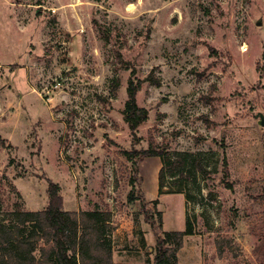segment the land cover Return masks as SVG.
Wrapping results in <instances>:
<instances>
[{
  "label": "rangeland",
  "instance_id": "rangeland-1",
  "mask_svg": "<svg viewBox=\"0 0 264 264\" xmlns=\"http://www.w3.org/2000/svg\"><path fill=\"white\" fill-rule=\"evenodd\" d=\"M130 78L149 113L136 137ZM262 117L264 0H0L1 215L44 210L53 181L65 210L110 213L121 262L153 264L158 200L166 231L184 206L195 228L180 264H264ZM150 145L189 156L163 203L164 158L126 156Z\"/></svg>",
  "mask_w": 264,
  "mask_h": 264
},
{
  "label": "trees",
  "instance_id": "trees-1",
  "mask_svg": "<svg viewBox=\"0 0 264 264\" xmlns=\"http://www.w3.org/2000/svg\"><path fill=\"white\" fill-rule=\"evenodd\" d=\"M142 84L143 81L130 78L126 89L123 115L134 137L149 118L148 110L137 103ZM0 144L5 145L1 137ZM126 156L132 160L136 170L148 157L164 158L158 177L159 194H163L167 174L171 178L179 176L180 180L191 181L193 178L191 172L185 171L189 164L186 154L170 156L165 150L150 145L148 149L126 152ZM195 165L197 171L204 172L201 166ZM222 183L226 188L233 189L226 156L223 159ZM180 193L186 192L181 190ZM18 196L22 198L20 194ZM48 197L49 202L44 210H24L17 203L8 216L0 214V264H115L110 213L98 206L88 211L65 210L59 185L49 180ZM186 197L189 199L187 193ZM129 198L135 201L132 194ZM142 202L145 206L146 203ZM158 203V200L153 202V211H147V221L152 225L156 237L153 264H180L178 253L184 247L185 237L195 234V228L186 218L184 231H165L163 214L156 209ZM154 217L158 218L157 223Z\"/></svg>",
  "mask_w": 264,
  "mask_h": 264
},
{
  "label": "crops",
  "instance_id": "crops-1",
  "mask_svg": "<svg viewBox=\"0 0 264 264\" xmlns=\"http://www.w3.org/2000/svg\"><path fill=\"white\" fill-rule=\"evenodd\" d=\"M169 195H171V196H174V195H172V194H162V196H161V202L163 203V200H164V198H166L167 196H169ZM180 196L182 197L183 195L182 194H180ZM166 212L164 211V218H163V226H164V230L166 231V229H165V220H166ZM180 216L182 217V220H184L185 221V223H186V209H185V206L184 207H182V209L180 210ZM184 231V230H183ZM113 260H114V263L115 264H127V263H125V262H121L120 261V255H118L117 253H115L114 251H113Z\"/></svg>",
  "mask_w": 264,
  "mask_h": 264
},
{
  "label": "water",
  "instance_id": "water-1",
  "mask_svg": "<svg viewBox=\"0 0 264 264\" xmlns=\"http://www.w3.org/2000/svg\"><path fill=\"white\" fill-rule=\"evenodd\" d=\"M261 125L264 126V117H262L261 121H260Z\"/></svg>",
  "mask_w": 264,
  "mask_h": 264
},
{
  "label": "bare ground",
  "instance_id": "bare-ground-1",
  "mask_svg": "<svg viewBox=\"0 0 264 264\" xmlns=\"http://www.w3.org/2000/svg\"><path fill=\"white\" fill-rule=\"evenodd\" d=\"M134 7V5H131V6H129V9H132Z\"/></svg>",
  "mask_w": 264,
  "mask_h": 264
}]
</instances>
